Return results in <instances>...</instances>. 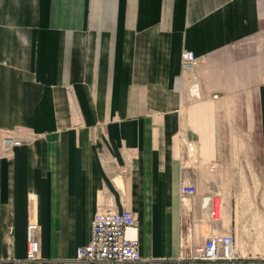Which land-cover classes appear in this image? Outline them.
Instances as JSON below:
<instances>
[{
  "label": "crops",
  "instance_id": "crops-1",
  "mask_svg": "<svg viewBox=\"0 0 264 264\" xmlns=\"http://www.w3.org/2000/svg\"><path fill=\"white\" fill-rule=\"evenodd\" d=\"M102 209L135 213V264H264V0H0V258L78 264ZM212 232L239 261L181 259Z\"/></svg>",
  "mask_w": 264,
  "mask_h": 264
},
{
  "label": "built area",
  "instance_id": "built-area-1",
  "mask_svg": "<svg viewBox=\"0 0 264 264\" xmlns=\"http://www.w3.org/2000/svg\"><path fill=\"white\" fill-rule=\"evenodd\" d=\"M182 72L194 74L198 67V58L193 51L185 50L181 59ZM24 142L7 134L2 151L5 155L12 153L14 148L22 146ZM211 167V170H214ZM181 192L185 196H196L199 191L190 182L181 184ZM210 216L215 222L220 220L221 204L212 197L206 199ZM37 226L28 227L29 248L26 261L38 262L40 257V244L36 237ZM140 240L138 222L135 213L130 210L118 212L113 209L99 210L92 224V239L86 246L76 250L74 262L78 264H135L142 261L140 254ZM186 256L182 260L194 263H234L239 261L236 240L232 234L212 232L200 245L187 247ZM0 264L5 262L0 258Z\"/></svg>",
  "mask_w": 264,
  "mask_h": 264
}]
</instances>
